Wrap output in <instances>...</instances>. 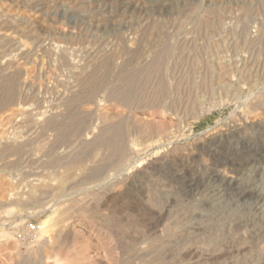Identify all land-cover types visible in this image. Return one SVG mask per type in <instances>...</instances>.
I'll return each instance as SVG.
<instances>
[{"label":"rangeland","instance_id":"rangeland-1","mask_svg":"<svg viewBox=\"0 0 264 264\" xmlns=\"http://www.w3.org/2000/svg\"><path fill=\"white\" fill-rule=\"evenodd\" d=\"M128 258L264 264V0H0V264Z\"/></svg>","mask_w":264,"mask_h":264},{"label":"bare ground","instance_id":"bare-ground-1","mask_svg":"<svg viewBox=\"0 0 264 264\" xmlns=\"http://www.w3.org/2000/svg\"><path fill=\"white\" fill-rule=\"evenodd\" d=\"M214 142V141H213ZM212 142V143H213ZM219 141H216V142H214V146H216V145H218L217 143H218ZM223 144V143H222ZM220 145V144H219ZM220 149V148H219ZM191 184H193V183H191V182H186V181H184L183 183H182V188H183V190H185L186 192H189L190 191V186H191ZM228 187V186H227ZM234 187V186H233ZM235 188V187H234ZM227 189V188H226ZM232 190V187H229V190ZM240 190V189H239ZM191 192V191H190ZM243 195L245 194V195H247L246 193H245V191H243V192H241ZM244 195V196H245ZM202 221V220H201ZM210 221H213L212 219L210 220H208V222H207V224L210 222ZM220 221V220H219ZM214 222V221H213ZM213 222H210V223H212L211 225H210V223H209V225L208 226H205V227H203V228H201L202 226V224H197V226H199V227H197L196 225H194V226H190L189 227V234L188 235H192V237L190 238V239H188L187 240V243H186V245H184V247L183 248H179L180 250L178 251V253H179V255L180 256H183V257H185L186 255L187 256H189V255H192L193 257H194V254H196V253H198V251L200 252V248L198 247L199 246V244H205L206 245V251H209L210 252V256L211 257H224V256H227V255H230V252H229V246H227L228 244V242H227V239H228V237H227V235L226 234H224V231H223V228H224V225H219V222L217 223L216 221V223H214L213 224ZM205 223H206V221H205ZM204 223V224H205ZM226 223V222H225ZM42 228L41 227H39V235H40V230H41ZM44 229V228H43ZM226 231V230H225ZM182 232H183V230H182ZM217 233H220L218 236L216 235ZM186 234V235H187ZM187 235V236H188ZM187 236L184 238V239H186L187 238ZM246 238V237H245ZM46 239V238H45ZM157 239V238H156ZM242 239V238H241ZM147 240V239H146ZM158 241H159V239H158ZM204 242V243H203ZM206 242V243H205ZM230 243V242H229ZM177 244V243H176ZM153 245H154V243L153 242H149V239H148V241L145 243V245L144 246H142L140 249L141 250H144V251H146V252H152V253H154L153 252ZM156 245V244H155ZM140 247V246H139ZM182 247V246H181ZM203 249H204V247H203ZM203 253H204V251H202ZM201 252V253H202ZM211 252H213V253H211ZM240 252V251H239ZM156 253H157V251H156ZM162 253V252H161ZM149 254V253H148ZM161 255L162 254H160V253H158V255L156 256V255H154V262L155 261H158V260H161L162 259V257H161ZM185 255V256H184ZM203 255V254H202ZM145 256H148V255H145ZM187 256L185 257V258H187ZM146 258H148V257H146ZM151 258V257H150ZM166 260V259H165ZM212 261V260H211ZM124 262V264H134L133 263V261L131 260V258H128V259H126L125 261H123ZM154 262H153V260H147V261H143V263L144 264H154ZM161 262V261H160ZM64 263V261L62 262V260H60V259H57L56 260V262H55V264H63ZM181 264V263H180Z\"/></svg>","mask_w":264,"mask_h":264},{"label":"built area","instance_id":"built-area-1","mask_svg":"<svg viewBox=\"0 0 264 264\" xmlns=\"http://www.w3.org/2000/svg\"><path fill=\"white\" fill-rule=\"evenodd\" d=\"M19 237L24 243L34 242L39 237V227L30 225L26 229L19 231Z\"/></svg>","mask_w":264,"mask_h":264}]
</instances>
